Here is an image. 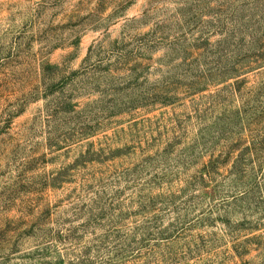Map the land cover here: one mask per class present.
<instances>
[{
	"label": "rangeland",
	"instance_id": "rangeland-1",
	"mask_svg": "<svg viewBox=\"0 0 264 264\" xmlns=\"http://www.w3.org/2000/svg\"><path fill=\"white\" fill-rule=\"evenodd\" d=\"M0 264H264V0H0Z\"/></svg>",
	"mask_w": 264,
	"mask_h": 264
},
{
	"label": "trees",
	"instance_id": "trees-1",
	"mask_svg": "<svg viewBox=\"0 0 264 264\" xmlns=\"http://www.w3.org/2000/svg\"><path fill=\"white\" fill-rule=\"evenodd\" d=\"M117 191H115V193H116ZM110 198H112V196H109ZM94 201V200H93ZM92 201V202H93ZM119 208V205L118 206H116V207H114V209H112V212H110L108 215H109V217L111 216V215H115V217L117 216V220H120V217L121 216H118L121 212H120V209H118ZM117 209V210H116ZM103 215V213H101V214H98V218H101V216ZM108 223L110 224V225H112V224H114L115 223V221L116 220H113V217H110L108 220ZM132 229H139V228H132ZM144 232H145V230H141V231H139V233H140V235H142V234H144ZM162 232V231H161ZM155 233H157V232H155ZM171 230H168L167 231V233L166 234H163V232L162 233H160L159 235L161 236V237H159V236H155V237H153V240H154V242H157L158 240H162V241H164V242H168V241H170L169 239H168V237L171 235ZM146 240H149V239H146ZM141 243H143L142 242V240L141 241H139L138 242V244H141ZM138 247V246H137ZM139 249V248H138ZM138 251V250H137ZM150 251H152V253L155 251V250H147V252L148 253H150ZM147 254V253H146ZM163 255H165V253L163 254ZM126 261V260H125ZM124 261V262H125Z\"/></svg>",
	"mask_w": 264,
	"mask_h": 264
}]
</instances>
